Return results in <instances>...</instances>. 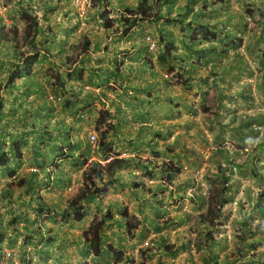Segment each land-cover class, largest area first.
<instances>
[{
    "label": "rangeland",
    "instance_id": "rangeland-1",
    "mask_svg": "<svg viewBox=\"0 0 264 264\" xmlns=\"http://www.w3.org/2000/svg\"><path fill=\"white\" fill-rule=\"evenodd\" d=\"M106 1L108 9L116 16L124 13L126 6L135 7L139 2L0 0V22L5 25L15 23L21 28L18 7L21 4L32 5L37 10L42 27L48 30L46 40L55 50L62 48V56L68 55L74 60L75 55L85 50L72 48L75 45H71L77 39L76 43L80 44L86 36L90 42L91 59L98 63L97 60L102 61V48L104 53V26L99 13L104 10ZM189 1L193 2V13L182 14L184 23L176 21L180 17L177 7ZM204 1L220 2L208 5L205 9ZM81 7L84 8L82 15L79 12ZM165 8L166 6L163 10ZM171 9V22L137 19L139 27L130 29L128 33L130 35L127 40L131 41L130 44H123L125 39L119 37L112 48L105 49L111 52L106 54L109 59L112 56L117 63L127 56L130 45H135L144 54L145 47L141 43L143 32L147 30L159 41V48L154 55L161 62V71L169 74L164 63H173L177 77L164 78L166 81L172 80L169 90L172 100L163 99L158 104V117H155L158 118V128L155 130L150 127L148 132L147 126L139 124L141 116L147 119L150 114L142 110L144 107L134 104L133 99L136 98L133 94L128 101V114L131 116L125 125L130 127L136 124L135 127L141 129L142 134L145 130L147 134L146 141L136 145L134 150L138 159L145 161L131 169L135 174L133 185L138 184L134 187L140 189L134 201L146 209L150 218L147 217L148 222L143 221L142 212L135 209L140 220L136 216L126 220L135 225L131 230L126 228L131 237L129 248L120 239L125 238L124 235L121 236L123 232L119 229L120 226L109 222L102 229V247L107 249L110 246L115 251H122L125 261L121 264H132L131 260L143 259V252L148 249L152 250L150 259H146L148 263L264 264V0H175ZM43 17H48V20ZM189 22L209 23L217 34L216 40H199L200 46L189 44L186 38L192 36V27L187 26ZM115 25H119L118 22ZM108 31L119 35L114 30ZM42 38L40 35L39 39ZM239 39L240 45L236 47L235 41ZM166 41L176 46V49H170L171 54L176 56H172L170 62L161 58L163 53L159 54L162 50L165 51L162 45ZM186 42L191 48L184 46ZM219 42L224 46L229 45L227 55L208 51V56L204 58L195 51H205L218 46ZM45 59L46 62L36 64L35 69L46 92L39 98L52 102L53 110L43 107L46 111H52L51 114L45 117L40 104L39 108L36 106L39 99H33V94L23 91L22 86L1 91L0 97L6 112L5 115L0 112V130L5 128L7 135L14 137L18 133V137H25L21 147L22 158L17 162L11 160L12 164L0 173L1 184L10 182L13 185V190L3 191L0 207H5L4 223L16 218L27 223L28 229H31L32 224L38 227L35 224L37 222H32L30 215L41 212L37 210L36 204V196L40 190L55 191L56 188H62L63 191L71 180L68 176L63 180L56 179L57 177L52 179L53 169L60 165H64L63 169L66 170L69 168L67 166L70 169L75 166L74 160L70 161V145L65 139H60L64 135L55 133L50 122L56 108L62 107L59 105L62 101L58 99L59 94L64 95L52 86L51 75L61 73L66 91L69 92L66 82L68 76L61 71L62 66L58 63L63 60L55 55V51ZM15 60L11 44L0 41V80ZM147 66L146 63L145 67ZM187 66L191 75L189 77L185 72ZM159 78V83H162L160 75ZM183 79H189V83L184 85ZM160 92L158 88L145 91V102L167 96ZM185 93L189 102L184 109L177 97H185ZM13 95H19V98H14ZM69 95L74 98L76 94ZM20 99L24 101L21 105L17 103ZM30 129L35 132L28 136L27 131ZM111 145L107 140L102 142L98 136L95 144L86 142L84 147L88 154L100 157L106 153L107 157L109 152H114ZM96 146L99 148L96 149ZM162 162L178 164L181 172L173 180H167L165 175L155 169ZM12 165L16 167L15 173H9ZM30 167L36 171L27 170L25 174V169ZM149 173L153 175L151 178ZM222 173L228 175L230 181L226 189L221 190ZM21 179L24 182L20 186ZM31 183L33 189L29 191ZM52 195L44 196L52 198ZM142 195L145 198H141ZM223 197L227 200L221 207L219 202ZM21 202L25 209L20 207ZM208 202H212L214 210L219 205L221 209L217 210V214L220 216L213 219L211 215H207L211 219L209 224H204L200 213H205ZM89 211L91 218L94 212L96 214L103 209L100 210L93 204ZM45 215L47 212L39 217L44 218L42 216ZM153 222L161 229L157 231ZM114 226L118 227V233L109 230ZM83 228L84 226L78 229L81 231ZM208 234L214 235L213 240ZM17 241H20L19 237L16 243ZM28 241L25 246L31 248V242ZM7 242H10L9 238ZM170 244L175 246L172 254L163 252V246ZM97 260L98 262L92 260L93 264H110L112 258L106 253Z\"/></svg>",
    "mask_w": 264,
    "mask_h": 264
},
{
    "label": "crops",
    "instance_id": "crops-1",
    "mask_svg": "<svg viewBox=\"0 0 264 264\" xmlns=\"http://www.w3.org/2000/svg\"><path fill=\"white\" fill-rule=\"evenodd\" d=\"M137 24V27H139L140 22L138 21ZM150 27L153 26L150 25ZM129 35L130 34L120 36L110 34L108 31L104 30V39H102L104 40V53L103 48L100 51L102 61L97 60L98 63H94V60L91 59V53H83L74 56L73 68L75 70L77 69V71L68 74L66 82L67 88L70 91L68 93L65 92L64 98H71L69 94L75 93L76 95L74 98L77 100L76 105L71 107L70 105L64 104L62 96H58L59 100L62 99L59 103L62 107H59V109L58 107L56 108V113L52 116L51 122L55 129V133L64 135V137L60 139H65L66 143L72 148L74 154H72V160L70 159V161L72 162L74 160L73 165L76 167L71 166L70 169V166H67L69 167L67 170L65 168H60L58 169L57 175L59 177H62V175L64 177L68 176V178L71 179L70 184L80 180L83 169L89 164L91 159H100L103 157L99 152L97 153L100 157L91 153L88 154L84 147V144L87 142V132L94 127L99 110L107 109L111 113V120L115 125L113 132L111 131L108 133L107 141L111 142V146H113L116 152H121V155L125 157H132L136 155L134 152L136 145H140L142 142L146 141L147 138L146 130L142 134L141 129L138 130V127H135L136 124L130 127L129 125H125L127 119L131 116L128 114L127 106H130L128 105V101L132 98V94L136 98L135 100L133 99L134 104L144 107L142 110L148 111V114H150L147 119L143 116L139 119V124L147 126L148 132L150 127L154 130L158 128V118L155 119V117H158V104H161L163 99L172 100V94L169 91L172 86L170 84L172 80L166 81L162 78V83H159L162 65H160V60H156L155 56L147 55L146 51L143 54L135 45L129 46L127 56H124L123 61H119L118 63L113 60L112 56L109 59V55H106L111 52L105 49L112 48L119 37L126 40V42L124 40L123 44H130L131 41L127 40ZM77 41L78 39L71 45H75L72 48L77 49ZM141 44L145 47L143 42ZM62 55L63 54L57 57L64 61V56ZM171 58L172 55L169 53H165L163 56L166 62ZM63 61L58 64L62 66L67 74V72L70 71V66L63 65ZM146 63L148 65L147 67H145ZM80 68H83L82 72H78ZM188 68L189 66L186 67V70ZM154 88H158L164 96L166 94L167 96L159 100L150 99L148 102H145V91L153 90ZM183 93L184 92H182V94ZM187 98L188 95H186V93L185 97H181V95L177 97L183 108L186 107L187 102H189ZM164 122H166V120H164ZM168 125H171V123H168ZM150 135L151 134L148 133L149 138H151ZM125 145L127 146L125 147ZM128 145L130 146L128 147ZM92 152L94 153V150H92ZM105 155L106 153H104V157ZM84 161L86 162L83 164ZM134 167H136V163L131 161L114 170V180L112 181L113 188L101 195L102 200L99 203L100 210H109L113 213L114 220H110V222L120 226L119 229L123 232L121 236H125V238L120 239H122V243L125 244L124 246L128 245V248L131 238L128 236L126 227L124 226L126 220L133 216H136L137 219L140 220L139 214L135 212V209L142 212L143 221L148 222L150 218V215L145 211L146 209L140 207L138 202L134 201L135 196L140 192V189L134 187L136 185H133L135 174L131 169ZM63 179L64 178H62V180ZM72 186H75V184H72ZM123 188L124 190H122ZM58 191L59 190H50L44 193L40 191L41 194H46L48 196L55 194L52 195L54 196L52 198L42 196L50 213L42 216L47 218L43 221L44 223L41 224V229L35 230L34 232L29 231L27 233L32 236L34 235L30 244L32 247L28 248L24 245L21 250H18L19 257L24 261H34L33 263L35 264H82L84 261L89 260L98 262V260L92 256L89 249L88 254H86L87 248L89 247L85 242H80L79 240L82 231H80L78 227L79 225H83V223H74L70 219L66 221L59 220L61 217L58 216L56 212L65 207L66 198L69 196L63 195L62 193L58 194ZM141 198H145V196L142 195ZM85 224H87V221ZM109 230L117 232L118 227L114 226ZM59 239L64 240L63 242L66 244V247L61 248L49 245V243ZM9 264H12L11 261H9Z\"/></svg>",
    "mask_w": 264,
    "mask_h": 264
},
{
    "label": "trees",
    "instance_id": "trees-1",
    "mask_svg": "<svg viewBox=\"0 0 264 264\" xmlns=\"http://www.w3.org/2000/svg\"><path fill=\"white\" fill-rule=\"evenodd\" d=\"M174 2L175 0H139L138 4L135 7L126 6L124 8V13H121L120 16H114L109 11L107 7L108 3L106 1L104 10L100 13V18L102 19L105 29L114 30L115 32L120 31L122 34H126L127 32H129L130 28L136 24L137 19L145 21H164L167 23L171 22L172 20L169 15L171 14V8L173 7ZM219 2L220 1L207 3L206 1H204L203 7L207 9L208 5H217L219 4ZM191 4H193V2L190 3L189 1V3H185L184 5L177 7L180 11V17L182 16V14L193 13V6H191ZM164 6H166V8L163 10ZM18 14L19 20L22 23L21 28H19L15 23H12L11 25H5L0 22V41L11 44V48L16 59L13 65L11 67H8V71L3 79L0 80V97L2 96L1 91L22 86L23 91L28 92V94L31 95L33 94V99H39V101L36 103V106L39 108L40 104V109L45 112L46 117V115L51 114L52 111L49 112L45 109L48 110L50 108L53 110L54 106L51 101L45 99L41 100L39 98L40 96L45 95L46 92L45 87H43L42 83L39 81L35 65L42 62V64H44L46 62L45 58H49V56L52 55V52L55 49L47 41L48 39L46 40V37L47 35H49V33L44 26L42 27L40 18L37 15L36 8H34L32 5L21 4V6L18 7ZM131 17L132 19H128ZM180 17L179 19L175 20L184 23V19ZM43 19L48 20V17H43ZM116 22H118L119 26L121 27H119L118 25L115 26ZM194 23L189 22L187 25L188 27H192V36L186 37L188 38L187 42H189V44L191 43L194 46H200L199 40L210 42H213L211 40H216L217 34L215 33V30L210 28L209 23ZM40 35H42L43 37L42 40L39 39ZM240 41V39L236 40L234 45L236 47H239ZM187 42L184 44L185 47L189 46ZM165 43L163 44V48L167 52L163 50V53L168 54L170 52V49H176V46L173 43L169 41H166ZM89 45L90 42L85 36L81 43L77 44L76 47L82 49L81 51L85 50L87 52V50H89L90 48ZM228 47L229 45L224 46L219 42L218 46L215 45L214 47L205 51H202V49H198L199 51H195L200 54V57L206 58L209 54L208 51L215 52L217 55H227ZM188 48L191 47L189 46ZM62 50L63 49H58V54H60ZM161 56H164V54H162ZM73 62L74 60H71L68 55L64 56L63 65L66 64L70 66V71L67 72V74H71L72 72L77 71V69L75 70L73 68ZM167 69L170 71L169 73L171 78L175 79L177 77V73H175L174 67L171 65H167ZM61 71H63L64 73L66 72L63 68H61ZM82 71L83 68L78 69V72ZM185 71L188 74V77L191 76L189 72H187V70ZM51 76L52 86H55L56 90L64 94L63 96L59 94L62 96L64 104L74 107L76 105L75 99H73L72 97L64 98L65 92L67 91L65 85L66 83L62 79L61 73H53ZM183 82L184 85H187L189 83V79H183ZM67 90L70 91L69 89ZM12 97L19 98V95H13ZM23 102L24 101H22L21 99L17 100V103L19 105L23 104ZM1 111L3 115H5V107L3 108V105L0 101V112ZM111 119L112 115L107 109L99 111L94 129L99 133V137L102 142H104V140H107L108 133L111 131L113 132L114 130L115 125L113 124ZM6 132L7 130L5 128H2V130H0V167L6 166L11 160L10 152L6 149L4 145L5 143L3 142V139L6 136ZM27 132L28 136H30L35 131L33 129H30V131ZM24 138L20 137L19 139L18 136L14 138L12 135H8L9 142H11V150L17 158L21 156L20 147L23 143ZM113 155L114 156L105 163H101L97 159H92L89 162V164L82 171V178L75 195L69 197L66 200L64 209L61 208L62 210L58 213V215L61 217L60 221H66L70 218H73V220L75 221L84 220L86 216V213L84 211L86 205L89 203H96L98 207L99 203L102 200L101 195L107 192L109 189L113 188L111 178L114 180L113 173L116 168L131 161L145 162L140 161L139 159H137V157H119L118 152H114ZM85 162L86 161H84L83 163ZM155 169L159 170L163 175H165V178L169 181L177 176L181 171L179 165L174 164L173 162H162L160 165L156 166ZM152 176V173H149V177ZM229 181L230 177L222 173L220 181L221 190L224 188L226 189ZM21 183L22 182H19V185ZM7 186L8 189H13V185L11 183H8ZM36 198L39 205V208L37 210L42 211L43 206L47 207L44 198H42L40 195L36 196ZM226 200L227 199H225L224 197L221 199V201L219 202L221 207H223ZM218 209H221L219 205L218 208L214 210L212 202H208L205 213H200V216H203L202 222L204 224H209L211 218L209 219V216L207 215H211L213 219L218 218L220 216V214H217ZM110 219H113V214L109 210H106L104 211V214L99 216V218L94 217L88 228L82 233V238H84V240L89 244L90 250L95 257H98L103 253V251L101 250V232L106 221ZM155 223L156 222H153V225L158 231L161 228ZM127 225L128 228L134 227V225L131 223H127ZM208 236L213 240V234H208ZM63 241V239H59L57 241L49 243V245L61 248L66 247V244H64ZM174 247L175 246L173 244L165 245L163 246L162 251L168 254H172V250L174 249ZM105 252H108L109 255H111L112 263L110 264H120L124 261V253H122V251H115L111 247H108ZM105 252L104 254H106ZM151 254L152 250L148 249L146 252H143V259H140L139 261L131 260L130 262L132 264H162L160 261L148 263L146 259L149 260Z\"/></svg>",
    "mask_w": 264,
    "mask_h": 264
},
{
    "label": "clouds",
    "instance_id": "clouds-1",
    "mask_svg": "<svg viewBox=\"0 0 264 264\" xmlns=\"http://www.w3.org/2000/svg\"><path fill=\"white\" fill-rule=\"evenodd\" d=\"M104 5H105V3H104ZM110 11V10H109ZM80 15H82L83 13H84V8L83 7H81L80 8ZM112 14V13H111ZM112 15H114V14H112ZM115 16V15H114ZM99 17H100V13H99ZM101 19V18H100ZM101 21H102V19H101ZM138 22V21H137ZM137 22H136V24L135 25H133L130 29H135V27H137L138 26V24H137ZM103 23V22H102ZM116 24V23H115ZM104 26V25H103ZM116 26V25H115ZM119 26V25H118ZM119 27H121V26H119ZM104 30H106V31H108L107 29H105L104 28ZM130 31V30H129ZM109 32V31H108ZM110 34H115V33H113V32H109ZM117 33H119V35L120 36H126L129 32H127L126 34H124V35H121V32L119 31V32H117ZM146 33H149V34H151L152 36H153V34L152 33H150L149 31H144L143 32V37H144V34H146ZM115 35H118V34H115ZM143 37H142V42L144 43V45H145V51H146V53H147V55H153V56H155L156 57V55H154L156 52H157V50H158V48H159V41H158V39H156L154 36V38L156 39V41H157V44H158V48L155 50V51H149L148 49H147V46H146V44H145V42H144V40H143ZM163 46V45H162ZM60 50L62 49V48H59ZM90 50V49H89ZM89 50H87V52L86 51H83L81 54H83V53H87V54H90L91 53V51H89ZM58 49L57 50H55V55L56 56H59V55H61L62 53H60V54H58ZM163 53V50L159 53V54H162ZM163 54H165V53H163ZM169 54H171V52H169ZM172 55V54H171ZM174 58H176V56H174V55H172ZM171 59H173V58H171ZM171 59H169V61L168 62H170V60ZM164 65L166 66V65H168V64H165L164 63ZM169 65H171V66H174L173 65V63H171V64H169ZM167 69V68H166ZM176 72V71H175ZM67 76H68V74H67ZM163 76V77H162ZM169 76H170V73L168 74L167 72H162L161 73V78H165V79H169ZM171 77V76H170ZM172 79V78H171ZM73 98V97H72ZM73 99H75V98H73ZM76 100V99H75ZM76 103H77V100H76ZM101 110H103V109H101ZM100 111V110H99ZM54 113H56L55 111L53 112V115H54ZM99 114V113H98ZM98 117V116H97ZM97 120V119H96ZM51 122V121H50ZM96 123V122H95ZM94 126H95V124H94ZM11 130V129H10ZM12 132V131H11ZM48 132H50V130L48 131ZM18 133H16V134H14V137H16V136H18L17 135ZM91 134H94L95 135V142H91L90 141V135ZM49 135H50V133H49ZM44 136H45V134H44ZM98 136H99V133L94 129V127L93 128H91L90 129V131H88L87 132V142H89V143H91V144H95L96 143V141H98ZM19 139H20V137H19ZM43 140V139H42ZM3 142L5 143L4 145H5V147H6V149L10 152V156H11V160H16L15 162H17V160H19L20 158H22V149H21V147H22V144H21V147H20V152H21V156L19 157V158H17V157H15V155H14V153L12 152V150H11V142H9V139H8V135L6 134V136H5V138L3 139ZM71 148V147H70ZM96 149L97 148H99V146H96L95 147ZM114 150V149H113ZM114 152H116L115 150H114ZM114 152H109V154H108V156L107 157H102V158H100V159H97V160H99L101 163H105L106 161H108L109 159H111L114 155H113V153ZM119 153V152H118ZM36 154H39V153H36ZM71 154H74L73 153V151H72V148H71V151H70V157L72 156ZM107 155V154H106ZM105 155V156H106ZM41 157H42V155H40ZM119 157H124V158H128V157H125L124 155H121V152L119 153ZM132 157H137L136 155L135 156H132ZM137 159H138V157H137ZM11 160H10V162L6 165V166H4V167H0V173L4 170V169H7L6 167L8 166V165H10V164H12V162H11ZM92 160V159H91ZM141 161V160H140ZM136 163V165H139L140 163H143V162H135ZM138 163V164H137ZM84 164V163H83ZM175 164V163H174ZM87 166V165H86ZM85 166V167H86ZM123 166V165H122ZM122 166H120V167H122ZM147 166V165H146ZM63 169V167H62V165H60L57 169H53V176H51V178L52 179H54V177H57L56 179H58L59 178V180L60 179H62V178H64V176L62 175V177H59L58 175H57V172H58V169ZM85 169V168H84ZM83 169V170H84ZM180 169H181V167H180ZM15 170H16V167H14V165H12V167H10V169H9V173L11 172V173H15ZM27 170H30V171H32V172H34V171H36L33 167H30V169H25V173H27ZM181 172V171H180ZM35 174V173H34ZM52 175V174H51ZM179 175V174H178ZM177 175V176H178ZM66 176V175H65ZM176 177V176H175ZM174 177V178H175ZM81 178H82V174H81ZM81 178H80V180H81ZM151 178V177H150ZM173 178V179H174ZM173 179H171V180H173ZM22 181H20V182H24V179H21ZM80 180L79 181H75V182H73V183H71L70 184V182H71V180H70V182L68 183V185L66 186V190H63L62 191V188H57V189H55V191L56 190H59L57 193L58 194H63V195H66V196H69V197H71V196H74L75 195V193H76V190H77V188H78V186H79V183H80ZM111 181H113V179L111 178ZM8 183H10V182H4V183H2L1 184V181H0V197L2 196V194H3V191L4 190H7V191H11V190H13V189H8V186H7V184ZM22 184V183H21ZM70 184V185H69ZM72 184H75V186H72ZM17 186H19V185H17ZM21 186V185H20ZM136 186H138V184H136ZM44 189H45V187H43ZM33 189V184L31 183L30 185H29V187H28V190L30 191V190H32ZM41 189V188H40ZM40 191H43V193L44 192H46V191H48V190H40ZM50 191V190H49ZM109 191V190H108ZM106 193V192H105ZM39 195L42 197V196H44V194H41V193H39ZM103 195V194H102ZM38 196V195H37ZM68 197V198H69ZM68 198H66V200L68 199ZM36 200H37V198H36ZM20 204V207H23L24 209H25V207H24V204H23V202H21V203H19ZM37 204V206H38V208H39V205H38V202L36 203ZM94 205H95V207H97V204L96 203H93ZM93 204H91V203H89V204H87L86 205V208L84 209V211H85V213H86V216H85V218H84V220H82V221H75V220H73V218L71 219L70 218V220L72 221V222H78V223H83V225H79V227L78 228H80V227H83L84 226V228L83 229H81V235H80V237H79V240H80V242L82 241V242H85L87 245H88V247H89V244L84 240V238H82V233L88 228V226L90 225V223H91V221L93 220V218L95 217V218H99V216H101L102 214H104V210L103 211H99L98 213H96L95 214V212H94V214L92 215V217L90 218V213H91V211H89V207L90 206H92ZM65 205H66V201H65ZM98 209H99V206L97 207ZM4 209H5V207H3V206H1L0 207V264H5V263H7V264H9V261H11V263L12 264H35V263H33L34 261H29V260H26V261H24V260H22L19 256V253H18V250L20 249H22L23 248V246L24 245H26V242L28 241L27 239H31L30 241L32 242V237H34V235L32 236V235H29V234H27L29 231H35V230H38V229H41V224L42 223H44L43 221L47 218V217H44V218H40L39 216L43 213V212H47V215L50 213V210L47 208V207H45V206H43L42 207V211L41 212H36V215L35 214H31L30 215V217H31V220H32V222L33 223H35V222H37V223H35L36 225H38V227H35V226H33V224H32V227H31V229H28L26 226V224H24L23 223V220H19V219H16V218H12L11 220H8V221H5V223H4ZM62 209H64V208H62ZM61 209V210H62ZM60 210V211H61ZM94 210V209H93ZM60 211H58V212H56V214H58ZM106 211V210H105ZM111 212V211H110ZM112 213V212H111ZM113 214V213H112ZM59 216V215H58ZM114 216V215H113ZM59 220H61V218H59ZM110 220H114V217H113V219H110ZM110 220H108V221H106V223H105V225L103 226V228L105 229L106 228V225H108L109 224V222H110ZM129 220V219H128ZM87 221V224H85V222ZM138 221V220H137ZM42 222V223H41ZM127 221H126V223H125V227L126 228H128V225H127ZM134 225V224H133ZM38 228V229H37ZM102 228V229H103ZM133 228H135V225H134V227ZM133 228H128V229H133ZM105 233V232H104ZM101 234H102V238H103V232H101ZM38 235V234H37ZM128 236H129V234H128ZM17 237H19L20 238V241H17V243H16V239H17ZM7 238H9L10 239V242H7ZM131 238V237H130ZM103 240V239H102ZM21 243V244H20ZM20 246H21V248H20ZM110 247V246H109ZM88 249H89V251H90V253L92 254V251L90 250V247L89 248H87V253L86 254H88ZM101 250L103 251V253L100 255V256H98V257H101L103 254H104V252L107 250V249H103V247H102V244H101ZM105 253H107L108 255H109V253L108 252H105ZM92 256L94 257V258H98V257H95L93 254H92ZM110 256V255H109ZM28 257V256H27ZM93 258V259H94ZM124 261H125V259H124ZM123 261V262H124ZM85 262V261H84ZM87 262V261H86ZM88 262H90L91 264H93V261L92 260H89ZM95 262V261H94ZM122 262V263H123ZM111 263H112V260H111ZM82 264H84V263H82ZM86 264H88V263H86ZM121 264V263H120Z\"/></svg>",
    "mask_w": 264,
    "mask_h": 264
},
{
    "label": "built area",
    "instance_id": "built-area-1",
    "mask_svg": "<svg viewBox=\"0 0 264 264\" xmlns=\"http://www.w3.org/2000/svg\"><path fill=\"white\" fill-rule=\"evenodd\" d=\"M143 40L149 51H155L158 48L156 39L149 33L144 34ZM90 141L95 142V135H90Z\"/></svg>",
    "mask_w": 264,
    "mask_h": 264
}]
</instances>
